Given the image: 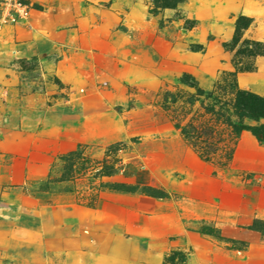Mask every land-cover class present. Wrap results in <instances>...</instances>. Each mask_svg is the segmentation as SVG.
<instances>
[{
  "label": "rangeland",
  "instance_id": "obj_1",
  "mask_svg": "<svg viewBox=\"0 0 264 264\" xmlns=\"http://www.w3.org/2000/svg\"><path fill=\"white\" fill-rule=\"evenodd\" d=\"M22 4H0V264H264V143L181 83H231L224 44L241 15L264 43V0ZM235 80L264 95V56Z\"/></svg>",
  "mask_w": 264,
  "mask_h": 264
},
{
  "label": "trees",
  "instance_id": "obj_2",
  "mask_svg": "<svg viewBox=\"0 0 264 264\" xmlns=\"http://www.w3.org/2000/svg\"><path fill=\"white\" fill-rule=\"evenodd\" d=\"M155 9H176L185 0H152ZM252 19L241 15L235 23V33L232 40L224 44V49L233 53V66L235 72L231 74L232 81L224 86L219 85L213 92L205 94L203 90L198 88L197 82L191 76H184L181 83L196 90L198 96H205L213 100L212 106L206 107L207 113H211L218 121L226 123L232 134L239 137L244 131L249 132L259 143H264V95H258L248 90L239 89L236 84L235 76L237 72H251L255 69V60L257 57L264 56V43L243 38L244 32L250 28ZM202 46H195L193 51H200ZM227 88L233 95L229 103L222 101V94ZM232 109L234 120L229 117L228 108ZM246 121L257 123L256 125L246 124ZM192 127L191 124L185 126H177L181 129L182 134L188 138L194 135L189 134ZM194 132V131H193ZM120 143L116 144L119 145ZM112 146H115L113 144ZM73 158H80V154L73 153L65 161L70 164V169L73 171L75 163H72ZM79 171L84 170V167H79ZM209 228H205L203 234L213 235ZM180 256V257H178ZM182 254L175 253L167 258V261L172 264L183 263Z\"/></svg>",
  "mask_w": 264,
  "mask_h": 264
},
{
  "label": "built area",
  "instance_id": "obj_3",
  "mask_svg": "<svg viewBox=\"0 0 264 264\" xmlns=\"http://www.w3.org/2000/svg\"><path fill=\"white\" fill-rule=\"evenodd\" d=\"M0 4L6 6L7 8L12 7L13 10L20 12L22 16L25 13V17H26V10H25V6H23L22 4V0H0Z\"/></svg>",
  "mask_w": 264,
  "mask_h": 264
}]
</instances>
